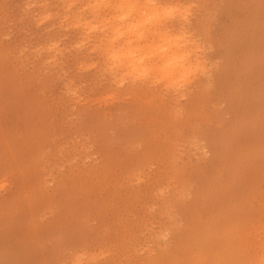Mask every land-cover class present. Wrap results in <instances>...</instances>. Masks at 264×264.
Here are the masks:
<instances>
[{
  "label": "rangeland",
  "instance_id": "374dc122",
  "mask_svg": "<svg viewBox=\"0 0 264 264\" xmlns=\"http://www.w3.org/2000/svg\"><path fill=\"white\" fill-rule=\"evenodd\" d=\"M90 3L0 0V264H200L182 252L211 218L219 264H264V0H185L206 70L173 88L101 56L114 24L160 17Z\"/></svg>",
  "mask_w": 264,
  "mask_h": 264
},
{
  "label": "clouds",
  "instance_id": "9594fccd",
  "mask_svg": "<svg viewBox=\"0 0 264 264\" xmlns=\"http://www.w3.org/2000/svg\"><path fill=\"white\" fill-rule=\"evenodd\" d=\"M100 3L115 5L124 13L121 19L143 5L161 20L153 24V17L144 13L145 18L127 30L115 29L103 42L101 56L114 80L143 81L154 87L173 88L182 87L206 70L187 33L173 23L187 19L185 0H96V4L89 6Z\"/></svg>",
  "mask_w": 264,
  "mask_h": 264
},
{
  "label": "bare ground",
  "instance_id": "6f19581e",
  "mask_svg": "<svg viewBox=\"0 0 264 264\" xmlns=\"http://www.w3.org/2000/svg\"><path fill=\"white\" fill-rule=\"evenodd\" d=\"M123 22H124V20H123ZM117 28L125 30V29H123V27H121V25L119 23H116L112 26L111 34ZM124 28L128 29V27H124ZM180 28L182 30L183 29L185 30V28L183 26ZM103 34L105 36V38H104L105 40L110 36L108 33H103ZM102 45H103V43H102ZM4 134H5V132H4ZM36 153L38 154L37 151H36ZM234 171H235V167L233 168V172ZM205 182H206V180L203 181L204 187H205ZM198 189H199V187H198ZM224 192L225 191L223 189V193ZM197 199H198V197L196 195V198L193 200V202L195 203ZM193 202L181 203L182 210L184 211L185 214L190 215V216L194 215L195 209H193V205H194V204H192ZM221 206H223V203L219 204L217 207L215 205L216 208H218V207L220 208ZM213 217H214V214H213ZM212 222H213V218L210 219V224L202 225V223H197L194 227L193 234H191L192 229L189 231L188 236L192 238L191 239L192 247H191V249L185 248L183 250V252H182L183 260H185L186 262L189 261V262H196V263H200V264H216V262H217V264H219V262H224V261H219L220 258L226 259L228 255H231L233 253L231 250H229L231 247V244H226V242L223 243L222 240H214L211 238V234L218 232L217 228L214 225H212ZM185 237H186V235L183 236V239H185ZM165 245L166 244H164V246ZM165 249L164 248L161 249L162 251L155 257V259L171 262L175 258H179V255L177 253L178 242L175 243L174 248L172 250L166 252ZM155 259H153L152 261H156Z\"/></svg>",
  "mask_w": 264,
  "mask_h": 264
},
{
  "label": "snow or ice",
  "instance_id": "6c2138e0",
  "mask_svg": "<svg viewBox=\"0 0 264 264\" xmlns=\"http://www.w3.org/2000/svg\"><path fill=\"white\" fill-rule=\"evenodd\" d=\"M72 264H86V262L81 257L78 256L76 259L72 261Z\"/></svg>",
  "mask_w": 264,
  "mask_h": 264
}]
</instances>
